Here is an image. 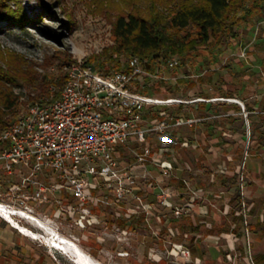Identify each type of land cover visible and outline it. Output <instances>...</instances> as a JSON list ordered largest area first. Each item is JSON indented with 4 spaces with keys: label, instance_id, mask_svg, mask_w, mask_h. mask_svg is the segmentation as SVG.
I'll list each match as a JSON object with an SVG mask.
<instances>
[{
    "label": "rangeland",
    "instance_id": "374dc122",
    "mask_svg": "<svg viewBox=\"0 0 264 264\" xmlns=\"http://www.w3.org/2000/svg\"><path fill=\"white\" fill-rule=\"evenodd\" d=\"M94 2L95 0H45L46 5L42 7L36 0H20L24 11L34 23L20 29L0 22V48L12 53L15 59H20L26 76L30 75V90L22 87L13 89L14 93L20 96V105L10 123L33 104L29 94L30 97L34 94L36 85L44 76L53 74L55 80L60 76L66 78V68L74 61L88 63L99 74H110L125 68L126 61L136 57L117 56L116 61L104 62L107 53L115 44L111 20L117 14V9L107 3V6L99 10ZM200 52L205 53L204 47L200 48ZM95 58H99L100 62ZM166 62L167 59H161L157 69L165 77H170L171 72L164 69ZM141 65L145 69L143 62ZM218 65L215 63V66ZM153 80L156 79L146 75L142 80L133 83L134 91H143L147 96L166 100L167 97L156 95L157 85ZM48 88L56 93L58 87L50 85ZM180 89L182 91L177 97L179 99L173 98L176 94L171 95L170 99L188 104L200 100L197 99L195 89L186 87L185 83ZM160 92L163 94L164 91ZM53 100V97L48 99ZM177 104L168 102L144 109L140 123L142 128L151 127L157 122L156 118V120L150 118V115L153 116L152 113H157L158 116L164 114L176 116L172 108ZM188 104L185 105V109ZM146 113L150 114L145 115ZM230 129L233 133L227 134L225 139L228 142H239L240 134L243 132L242 122L240 120L234 122ZM148 134L155 136L147 141L151 151L154 145L162 146L166 150L154 156L161 162L172 159L169 139L162 140L153 132ZM139 148L141 149L139 143L132 139L128 144L121 146L115 155L112 154L120 169H124L130 176L137 177L138 186L136 185L132 193L121 199L116 200L114 183L103 180L91 182L88 198L82 207L69 191L47 193L46 199L43 200L33 199L30 188H18L22 180L16 176L11 183L14 185L12 190L8 189L10 184L6 179L0 178V204L7 210L24 212L34 217L55 235L74 242L101 264H256L246 250L228 251L227 246H230L231 242L234 248L240 247L237 243L246 245L245 238H239L237 234L235 235L238 237L237 240L228 236L203 241L200 254L194 257L195 255L189 251L188 236L185 232L177 235L174 231L176 226L180 227V223L185 221L184 216L193 214L189 190L181 191L172 180L170 181V176L176 171V163L171 164L168 176L162 175L157 166L151 165L146 169L135 161V153L140 151ZM193 169L196 171L195 167ZM17 171L30 173V166L18 167ZM195 171L190 174L192 177ZM36 177L46 179L49 183L54 182V178L46 172L37 174ZM155 177L158 178L157 182ZM189 177V174H183L187 182ZM156 184L165 189L169 197L157 199L155 194L158 190L153 187ZM134 194L138 195L141 201L135 198ZM195 198L200 201L199 207H202L200 197ZM176 207L185 213L176 217L174 215ZM198 209L196 208L197 211ZM12 218L21 226L47 236L37 223L20 218L17 214L12 215ZM206 220L210 222L216 218L209 217ZM233 225L239 227V223ZM244 227V223L241 222V230H244ZM236 229L238 228L235 227ZM213 247H220V250H214ZM225 256L228 260H225ZM0 264H74V262L68 255L49 247L43 238L32 239L23 236L12 228L6 219L0 217Z\"/></svg>",
    "mask_w": 264,
    "mask_h": 264
},
{
    "label": "built area",
    "instance_id": "2783aa9c",
    "mask_svg": "<svg viewBox=\"0 0 264 264\" xmlns=\"http://www.w3.org/2000/svg\"><path fill=\"white\" fill-rule=\"evenodd\" d=\"M236 56L245 60L247 48L240 49ZM177 65L178 59L172 57L165 67L172 70ZM66 70L57 99L31 104L0 133V178L10 184L8 189H13L11 183L19 176L22 183L18 188H30L33 199L43 200L47 193L69 191L82 207L91 182L103 180L114 183L116 200L121 199L138 186L137 177L120 169L112 154L115 147L124 146L132 139L141 146L135 153V161L152 163L162 175L168 176L172 162H161L152 156L146 135L153 132L166 140L170 130L191 127L197 120L167 116L151 127H140L144 109L181 102L134 91L133 83L146 75L164 80L160 71L147 74L136 57L129 58L123 70L110 74H99L80 61ZM22 166H30V173H19L17 168ZM42 172L58 181L49 183L46 179H38L36 175ZM238 182L242 196L244 180L241 175ZM153 187L158 190L157 199L169 197L160 185ZM134 197L141 201L138 195L134 194ZM241 206L244 208L243 203ZM184 213L181 208H174L176 217ZM243 223L246 227L245 220ZM247 252L250 255L249 249Z\"/></svg>",
    "mask_w": 264,
    "mask_h": 264
},
{
    "label": "crops",
    "instance_id": "0c3cea01",
    "mask_svg": "<svg viewBox=\"0 0 264 264\" xmlns=\"http://www.w3.org/2000/svg\"><path fill=\"white\" fill-rule=\"evenodd\" d=\"M237 30L238 37L231 41L221 55L218 66L210 65V57L205 50L206 54H204L207 56L202 54L204 67L191 71L193 75L203 76L206 82H208L207 74L214 72L211 83L205 82L195 87L186 85L190 89H195L197 99L200 100L189 104L181 101L172 108L176 117L188 116L197 120L191 127H177L168 133L172 156L169 160L177 165L176 171L170 176V181L172 180L178 186L176 188L181 191L189 190L193 210L192 215L184 216L185 219H189L186 229L184 230L180 223L181 226H176L174 231L177 235L185 232L188 236L189 251L193 256L195 255L194 257L200 254L203 241L223 239L228 236L231 238L237 234L239 238H245L246 245L237 243L241 248L239 246L234 248L230 240L228 251L249 249L250 257L258 262L256 264H264V144H261L264 142L254 143L251 153H246L250 130L247 115L244 116L246 107L257 112L264 107V11L251 21L240 24ZM244 47L247 48V58L242 60L236 54ZM183 78L182 73L176 76L177 81ZM175 82L174 80L172 83ZM181 85L177 82L174 84L176 90L173 95L176 94V97L173 98L181 95ZM200 89L202 94H199ZM227 90L233 92L232 98H224ZM160 91L156 95L164 96ZM206 94L208 99L205 98ZM199 103H204L205 108L198 109ZM186 104H188L187 109H185ZM236 107L240 108V112ZM147 114L150 113L145 115ZM196 114L201 117L197 118ZM152 115L150 118L156 120L153 113ZM238 120L242 122L243 129L239 142H228L225 136L233 133L230 129L231 125ZM252 121L255 124L252 139L264 138V118H257L254 115ZM156 135L161 138L159 134ZM152 137L155 136L148 134L147 141ZM243 140L246 142L244 143ZM243 143L245 145L243 158L237 160L238 151ZM154 146L151 151L153 157L155 154H162L161 151H166L162 146ZM120 147H115L114 155ZM151 165L155 166L152 163H145L142 167L148 169ZM193 171L195 173L192 177L190 174ZM184 173L190 176L188 182L183 178ZM240 175L244 180L242 196L238 184ZM155 179L157 182L158 178ZM55 181L58 180L54 178ZM62 192L67 193V191ZM235 193L238 194V199ZM198 196L203 202L202 207H199L200 201L195 198ZM242 203L244 208L241 206ZM196 208H199L198 211ZM209 217H215L216 220L209 222L206 220ZM244 220L247 228L241 230L240 223ZM234 223H239V227L233 225ZM235 227L238 229L235 230ZM238 237H235L236 240ZM219 248L213 247L217 251L220 250ZM225 258L228 260L226 256Z\"/></svg>",
    "mask_w": 264,
    "mask_h": 264
},
{
    "label": "trees",
    "instance_id": "16d2710c",
    "mask_svg": "<svg viewBox=\"0 0 264 264\" xmlns=\"http://www.w3.org/2000/svg\"><path fill=\"white\" fill-rule=\"evenodd\" d=\"M36 1L40 6L45 7V0ZM94 3L99 10L107 6V3L117 9V14L111 20L115 44L107 53L104 62L116 61L117 56H136L145 64L146 73L150 74L158 70L157 64L161 59L169 60L172 57L178 59V65L174 69L164 67L171 72L170 77L163 75L164 80H153L157 85L156 92L164 91L163 95L167 97L166 99L174 94L176 82L185 83V86L190 87L206 82L203 76L191 74L192 70L196 71L204 67L201 47L208 52L210 65L219 63L221 55L231 41L238 37V26L251 21L264 11V0H95ZM0 22L20 29L34 23L24 11L20 0H0ZM13 56L12 53L0 48V133L9 126L20 105V96L15 94L13 89L22 87L30 90V75L26 76L20 59L17 58V60ZM95 60L100 62L99 58ZM73 63L76 61L70 64ZM83 64L90 66L86 62ZM178 73H182L184 78L177 81ZM213 75L214 72L207 74L208 82L206 83L212 82ZM168 80L170 82H167ZM172 80L176 82L173 84ZM64 82L65 78L61 76L57 80L53 74L44 76L43 80L36 85L34 94L31 97L29 94V99L33 100V103L40 104L47 102L50 97L55 100L59 97ZM50 85L58 87L56 93L49 90ZM140 93L144 94L143 91ZM199 94H202L201 89ZM224 95V98H232L233 92L227 90ZM205 98H209L207 94ZM202 108H205V104L199 103L198 109ZM236 108L240 112V108ZM245 109L250 130L246 153L250 154L254 143L264 142V138L252 139L255 127L252 117L255 115L257 118H264V107L259 112L250 107ZM167 116L154 114L157 121ZM196 117L201 116L196 114ZM243 142L245 143L246 140ZM244 143L238 151L237 160L243 158ZM235 195L238 199V194L235 193ZM188 221L187 218L182 223L184 230L189 225Z\"/></svg>",
    "mask_w": 264,
    "mask_h": 264
},
{
    "label": "bare ground",
    "instance_id": "6f19581e",
    "mask_svg": "<svg viewBox=\"0 0 264 264\" xmlns=\"http://www.w3.org/2000/svg\"><path fill=\"white\" fill-rule=\"evenodd\" d=\"M15 214H17L20 218L28 219L37 223L39 227L47 233V236H42L27 229L24 226H21L12 218V215ZM0 217L6 219L7 223L12 228L18 230L23 236L30 237L32 239L43 238L49 247L59 250L63 254H66L70 258H72L74 264H101L100 262L94 260L90 255L82 251L77 244L64 237L55 235L53 231L47 228L43 223L36 220L34 217L27 215L24 212H13L11 210H7L4 205L0 204Z\"/></svg>",
    "mask_w": 264,
    "mask_h": 264
}]
</instances>
